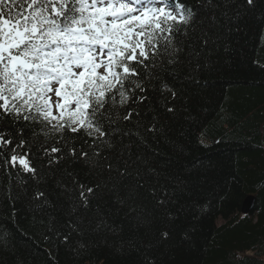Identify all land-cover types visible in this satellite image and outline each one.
Masks as SVG:
<instances>
[{"label":"trees","instance_id":"16d2710c","mask_svg":"<svg viewBox=\"0 0 264 264\" xmlns=\"http://www.w3.org/2000/svg\"><path fill=\"white\" fill-rule=\"evenodd\" d=\"M182 2L195 16L157 69L175 99L154 80L100 166L48 167L40 133L41 180L0 172V264H264V0Z\"/></svg>","mask_w":264,"mask_h":264},{"label":"snow or ice","instance_id":"6c2138e0","mask_svg":"<svg viewBox=\"0 0 264 264\" xmlns=\"http://www.w3.org/2000/svg\"><path fill=\"white\" fill-rule=\"evenodd\" d=\"M194 16L182 0H0V172L21 186L23 174L41 180L31 151L40 133L48 167L67 158L100 166L114 134H130L117 125L140 116L154 80L177 96L157 69L166 57L174 64V36ZM8 122L23 126L13 132ZM79 190L87 205L95 189Z\"/></svg>","mask_w":264,"mask_h":264},{"label":"water","instance_id":"95a60500","mask_svg":"<svg viewBox=\"0 0 264 264\" xmlns=\"http://www.w3.org/2000/svg\"><path fill=\"white\" fill-rule=\"evenodd\" d=\"M253 204L254 198L250 196L246 197L241 204L240 213L243 215L248 214L252 210Z\"/></svg>","mask_w":264,"mask_h":264}]
</instances>
